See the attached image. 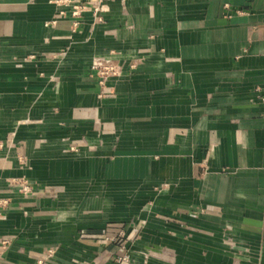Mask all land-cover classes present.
Wrapping results in <instances>:
<instances>
[{
  "label": "crops",
  "instance_id": "crops-1",
  "mask_svg": "<svg viewBox=\"0 0 264 264\" xmlns=\"http://www.w3.org/2000/svg\"><path fill=\"white\" fill-rule=\"evenodd\" d=\"M105 4L0 0V264H264V0Z\"/></svg>",
  "mask_w": 264,
  "mask_h": 264
},
{
  "label": "built area",
  "instance_id": "built-area-1",
  "mask_svg": "<svg viewBox=\"0 0 264 264\" xmlns=\"http://www.w3.org/2000/svg\"><path fill=\"white\" fill-rule=\"evenodd\" d=\"M107 0H98L97 3L90 5L88 3H80L75 2L74 0H54L55 3L59 5L69 6L70 7V14L75 20L74 24H77V18H79L83 12L91 9L97 18V20H101V13L105 10V2ZM63 13V11H60ZM91 69L95 73V75L99 79V83L103 85L106 83L107 80L113 77H118L121 74V67L120 65L113 61V59L109 56L104 57H94L91 61ZM133 66V65H131ZM16 183L19 184V189L23 193L30 192V185L25 178H20L14 180ZM110 240H116L114 237H110ZM7 240H2L0 248H3L7 245ZM127 259L126 255L119 257L117 260L120 263L125 262Z\"/></svg>",
  "mask_w": 264,
  "mask_h": 264
}]
</instances>
